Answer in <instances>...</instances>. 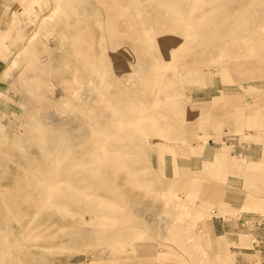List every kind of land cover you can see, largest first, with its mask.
Instances as JSON below:
<instances>
[{
	"label": "rangeland",
	"instance_id": "rangeland-1",
	"mask_svg": "<svg viewBox=\"0 0 264 264\" xmlns=\"http://www.w3.org/2000/svg\"><path fill=\"white\" fill-rule=\"evenodd\" d=\"M262 2L0 0V264H264Z\"/></svg>",
	"mask_w": 264,
	"mask_h": 264
},
{
	"label": "bare ground",
	"instance_id": "bare-ground-1",
	"mask_svg": "<svg viewBox=\"0 0 264 264\" xmlns=\"http://www.w3.org/2000/svg\"><path fill=\"white\" fill-rule=\"evenodd\" d=\"M117 1H118V0H117ZM256 2H257V1H256ZM258 2H259V1H258ZM263 2H264V0H263ZM263 2H262V4H263ZM116 3H118V2H116ZM259 3H260V2H259ZM235 4H236V3H235ZM260 5H261V3L259 4V6H260ZM160 6H161V5H160ZM115 7H116V6H115ZM260 7H261V6H260ZM262 7H263V6H262ZM262 7H261V8H262ZM116 8H117V7H116ZM118 8H119V6H118ZM228 8H229V5H228ZM124 9H125V8H124ZM259 9H260V8H259ZM113 10H114V9H113ZM122 10H123V9H122ZM262 10H263V9H262ZM126 11H127V10H126ZM260 11H261V10H260ZM118 12H119V11H118ZM235 12H236V11H235ZM260 13H261V12H260ZM133 14H134V13H133ZM260 15H261V14H260ZM260 18H261V17H260ZM260 18H259V19H260ZM205 19H206V18H205ZM131 20H132V19H131ZM135 20H136V19H134V21H135ZM129 21H130V20H129ZM208 21H209V19H208ZM255 21H258V20H255ZM135 22H136V21H135ZM235 22H236V21H235ZM259 22H260V21H259ZM256 23H257V22H256ZM262 23L264 24V21H263ZM245 24H246V23H245ZM260 24H261V23H260ZM260 24H259V25H260ZM132 25H135V24H132ZM261 25H262V24H261ZM261 25H260V26H261ZM243 26H244V25H243ZM243 26H242V27H243ZM248 27H249V26H248ZM248 27H247V28H248ZM257 27H258V26H257ZM261 27H262V26H261ZM142 28H143V27H142ZM262 28H263V27H262ZM245 29H246V28H245ZM257 29H258V28H257ZM246 30H248V29H246ZM259 30H260V29H259ZM243 31H244V30H243ZM243 31H242V32H243ZM144 32H145V31H144ZM151 32H152V31H151ZM177 32H178V31H177ZM249 32H250V31H249ZM258 32H260V31H258ZM163 33H165V32H163ZM178 33H179V32H178ZM224 33H225V32H224ZM240 33H241V31H240ZM240 33H239L238 36H240ZM249 34H250V33H249ZM257 35H258V34H257ZM141 36H142V35H141ZM145 36H146V35H145ZM145 36H144V37H145ZM170 36H171V35H170ZM249 36H250V35H249ZM252 36H253V35H252ZM138 37L140 38V36H138ZM141 38H142V37H141ZM238 38H240V37H238ZM128 39H129V38H128ZM160 39H161V38H160ZM241 39H242V38H241ZM132 41H133V40H132ZM132 41H131V42H132ZM135 42H136V41H135ZM227 42H228V41H227ZM230 42H231V41H230ZM142 43H143V42H142ZM162 43H163V42H162ZM136 44H137V43H136ZM229 44H230V43H229ZM139 45H141V44L139 43ZM159 46H160V45H159ZM224 47H225V46H224ZM253 48H254V47H253ZM148 49H149V48H148ZM262 49H263V47H262ZM126 50H127V49H126ZM128 50H129V49H128ZM146 50H147V49H146ZM231 50H232V49H231ZM123 51H124V50H123ZM153 51H154V49H153ZM159 51H160V50H159ZM225 51H226V50H225ZM128 52H129V51H128ZM123 54H124V53H123ZM155 54H156V53H155ZM157 54H158V53H157ZM208 54H209V53H208ZM154 56H155V55H154ZM200 56H203V55H200ZM122 57H123V56H122ZM204 57H205V56H204ZM123 58H124V57H123ZM125 58H126V55H125ZM144 58H145V57H144ZM172 58H173V57H172ZM172 58H170V59H172ZM201 59H202V58H201ZM210 59H211V58H210ZM159 61H160V60H159ZM200 61H201V60H200ZM201 62H202V61H201ZM117 63H118V62H117ZM169 63H171V62H169ZM169 63H168V64H169ZM237 63H238V62H237ZM172 64H173V63H172ZM234 64H235V63H234ZM163 67H164V66H163ZM170 67H171V64H170L169 68H170ZM173 67H174V66H173ZM166 68H167V67H166ZM170 69H172V68H170ZM163 70H164V69H163ZM256 70H257V69H256ZM150 71H151V70H150ZM165 71H166V70H165ZM176 73H177V72H176ZM176 73H175V75H176ZM180 75H181V74H180ZM165 76H166V75H165ZM150 77H151V76H150ZM178 77H179V76H178ZM159 78H160V77H159ZM161 78H162V77H161ZM175 78H176V77H175ZM179 78H180V77H179ZM170 83H172V82H170ZM143 85H144V84H143ZM150 88H151V87H150ZM127 97H128V96H127ZM127 97H126V98H127ZM125 100H126V99H125ZM157 100H159V99H157ZM168 100H169V99H168ZM131 101H132V100H131ZM169 101H170V100H169ZM171 101H172V100H171ZM159 102H160V100H159ZM124 103H125V102H124ZM127 103H128V102H127ZM161 103H162V102H161ZM117 104H118V103H117ZM128 105H129V104H128ZM128 105H127V106H128ZM145 105H146V104H145ZM161 105H162V104H161ZM161 105H160V106H161ZM163 105H164V104H163ZM137 108H139V107H137ZM137 108H136V109H137ZM140 108H141V107H140ZM130 109H131V108H129V111L132 110V109H131V110H130ZM141 109H142V108H141ZM141 109H140V110H141ZM146 109H147V108H146ZM146 109H144V110H146ZM134 110H135V109H134ZM137 110H138V109H137ZM137 110H135V112H136ZM131 112H132V111H131ZM133 112H134V111H133ZM140 113H142V112H140ZM140 113H139V114H140ZM147 113H148V112H147ZM140 115H141V114H140ZM145 115H148V114H145ZM150 116H152V115H150ZM153 116H154V115H153ZM153 116H152V117H153ZM122 117H123V115H122ZM139 117H140V116H139ZM152 117H151V118H152ZM133 118H134V117H133ZM148 118H150V117H148ZM153 118H154V117H153ZM123 119H124V118H123ZM141 119H142V117H141ZM154 119H155V118H154ZM136 120H137V119H136ZM144 120H146V119H144ZM144 120H143V122H144ZM138 121H140V120H138ZM146 121H147V120H146ZM144 124H145V123H144ZM118 125H120V123H119ZM124 125H125V124H124ZM152 125H153V124H152ZM159 125H160V124H159ZM159 125H158V126H159ZM120 126H121V125H120ZM146 126H147V125H146ZM155 126H156V125H155ZM160 126H161V125H160ZM148 127H149V126H148ZM152 127L155 128L154 125H153ZM158 128H159V127H158ZM115 129H116V128H115ZM115 129H114V130H115ZM124 129H125V128H124ZM127 129H129V128H127ZM144 129H145V128H144ZM160 129H161V128H160ZM161 130H162V129H161ZM165 130H167V127L165 128ZM122 131H123V130H122ZM140 132H141V131H140ZM164 132H165V131H164ZM110 133H111V132H110ZM140 135H141V134H140ZM111 136H112V135H111ZM106 137H107V136H106ZM113 138H114V137H113ZM117 140H119V139H117ZM120 140H121V139H120ZM101 145H102V144H101ZM92 155H93V154H92ZM51 162H52V161H51ZM79 165H80V163H79ZM77 166H78V165H77ZM68 173H69V172H68ZM57 176H58V175H57ZM68 176H69V175H68ZM62 177H63V176H62ZM65 178H66V177H64L63 180H64ZM66 179H68V178H66ZM55 180H57V179L55 178ZM40 181H41V180H40ZM68 181H69V180H68ZM49 182H50V181H49ZM57 182H59V181H57ZM57 182H56V183H57ZM61 183H63V182H61ZM80 183H81V181H80ZM53 184H54V183H53ZM62 185H63V184H61V186H62ZM56 186H57V185H56ZM59 186H60V185H59ZM59 186H58L57 188H59ZM90 186H91V185H90ZM53 187H54V186H53ZM53 187H52V189L55 191V189H54ZM83 187H84V186H82V188H83ZM42 190H44V189H42ZM53 190H52V191H53ZM56 190H57V189H56ZM48 192H49V189H48ZM53 193H55V192H53ZM47 194H48V193H47ZM41 205H42V204H41ZM37 209H38V208H37ZM39 210H40V209H39ZM184 211H185V210H184ZM30 224H31V223H30ZM29 237H30V236H29ZM17 245H18V244H17ZM15 246H16V244H15ZM19 246H20V244H19ZM0 248H1V247H0ZM7 251H8V250H7Z\"/></svg>",
	"mask_w": 264,
	"mask_h": 264
},
{
	"label": "built area",
	"instance_id": "built-area-1",
	"mask_svg": "<svg viewBox=\"0 0 264 264\" xmlns=\"http://www.w3.org/2000/svg\"><path fill=\"white\" fill-rule=\"evenodd\" d=\"M255 241H256V239L253 242H255Z\"/></svg>",
	"mask_w": 264,
	"mask_h": 264
},
{
	"label": "crops",
	"instance_id": "crops-1",
	"mask_svg": "<svg viewBox=\"0 0 264 264\" xmlns=\"http://www.w3.org/2000/svg\"><path fill=\"white\" fill-rule=\"evenodd\" d=\"M235 226H238V225H235ZM229 227H231V226H229Z\"/></svg>",
	"mask_w": 264,
	"mask_h": 264
}]
</instances>
